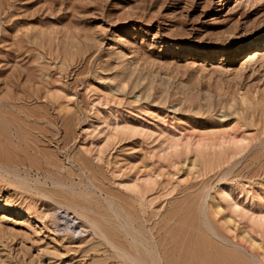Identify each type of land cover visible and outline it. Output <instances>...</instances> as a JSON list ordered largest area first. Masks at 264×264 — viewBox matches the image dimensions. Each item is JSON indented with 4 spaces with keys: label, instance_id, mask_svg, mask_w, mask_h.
I'll list each match as a JSON object with an SVG mask.
<instances>
[{
    "label": "rangeland",
    "instance_id": "374dc122",
    "mask_svg": "<svg viewBox=\"0 0 264 264\" xmlns=\"http://www.w3.org/2000/svg\"><path fill=\"white\" fill-rule=\"evenodd\" d=\"M0 264H264V0H0Z\"/></svg>",
    "mask_w": 264,
    "mask_h": 264
},
{
    "label": "bare ground",
    "instance_id": "6f19581e",
    "mask_svg": "<svg viewBox=\"0 0 264 264\" xmlns=\"http://www.w3.org/2000/svg\"><path fill=\"white\" fill-rule=\"evenodd\" d=\"M225 3V2H224ZM256 45H258L257 44V42L256 41H252L251 43H250V45H249V47H250V49H252L253 47H255ZM207 148H209V146H207ZM67 210V209H66ZM68 211V210H67ZM63 212V211H62ZM63 215V214H62ZM64 215L65 216H61V218L63 217V219H68V213L66 212H64ZM71 215V214H70ZM59 216V215H58ZM70 218V217H69ZM74 218V217H73ZM74 220V219H73ZM64 221V220H63ZM65 222H67V221H65ZM73 222V221H72ZM74 224H75V221H74ZM74 232V231H73ZM76 236V235H75ZM141 245V244H140ZM205 247V246H204ZM156 249V248H155ZM157 253V252H156ZM203 254V253H202ZM157 256V255H156Z\"/></svg>",
    "mask_w": 264,
    "mask_h": 264
}]
</instances>
